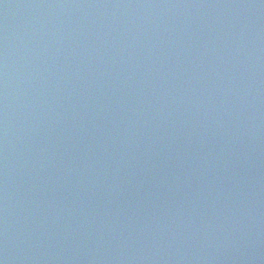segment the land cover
Masks as SVG:
<instances>
[{"label": "water", "instance_id": "water-1", "mask_svg": "<svg viewBox=\"0 0 264 264\" xmlns=\"http://www.w3.org/2000/svg\"><path fill=\"white\" fill-rule=\"evenodd\" d=\"M0 264H264V0H0Z\"/></svg>", "mask_w": 264, "mask_h": 264}]
</instances>
